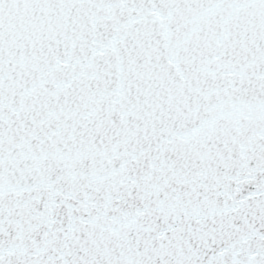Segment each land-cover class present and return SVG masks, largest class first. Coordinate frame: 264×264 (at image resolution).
Returning <instances> with one entry per match:
<instances>
[{
    "label": "snow or ice",
    "instance_id": "1",
    "mask_svg": "<svg viewBox=\"0 0 264 264\" xmlns=\"http://www.w3.org/2000/svg\"><path fill=\"white\" fill-rule=\"evenodd\" d=\"M0 264H264V0H0Z\"/></svg>",
    "mask_w": 264,
    "mask_h": 264
}]
</instances>
